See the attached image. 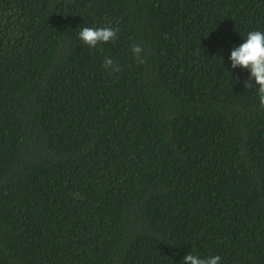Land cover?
Segmentation results:
<instances>
[{"label": "trees", "instance_id": "trees-1", "mask_svg": "<svg viewBox=\"0 0 264 264\" xmlns=\"http://www.w3.org/2000/svg\"><path fill=\"white\" fill-rule=\"evenodd\" d=\"M249 31L264 0H0V264H264Z\"/></svg>", "mask_w": 264, "mask_h": 264}, {"label": "clouds", "instance_id": "clouds-1", "mask_svg": "<svg viewBox=\"0 0 264 264\" xmlns=\"http://www.w3.org/2000/svg\"><path fill=\"white\" fill-rule=\"evenodd\" d=\"M116 36L117 30L110 27H84L78 33V39L90 48L96 47L98 43L114 40ZM143 51L140 45L132 46V52L140 63H144L141 55ZM229 59L233 69L240 67L250 71L244 86L250 89L255 86L259 106L264 109V31H249L244 42L231 51ZM103 67L113 72L120 71L119 66L110 57L104 58ZM220 260L219 255L201 258L188 253L183 257L182 264H218Z\"/></svg>", "mask_w": 264, "mask_h": 264}]
</instances>
